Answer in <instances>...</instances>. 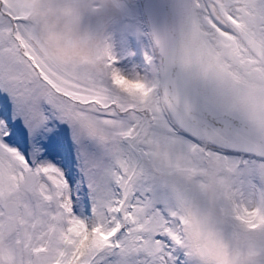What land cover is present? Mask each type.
<instances>
[{
	"label": "snow or ice",
	"instance_id": "obj_1",
	"mask_svg": "<svg viewBox=\"0 0 264 264\" xmlns=\"http://www.w3.org/2000/svg\"><path fill=\"white\" fill-rule=\"evenodd\" d=\"M0 264H264V0H0Z\"/></svg>",
	"mask_w": 264,
	"mask_h": 264
},
{
	"label": "bare ground",
	"instance_id": "obj_2",
	"mask_svg": "<svg viewBox=\"0 0 264 264\" xmlns=\"http://www.w3.org/2000/svg\"><path fill=\"white\" fill-rule=\"evenodd\" d=\"M137 3H139V0H136Z\"/></svg>",
	"mask_w": 264,
	"mask_h": 264
},
{
	"label": "water",
	"instance_id": "obj_3",
	"mask_svg": "<svg viewBox=\"0 0 264 264\" xmlns=\"http://www.w3.org/2000/svg\"><path fill=\"white\" fill-rule=\"evenodd\" d=\"M139 2H142V0H139Z\"/></svg>",
	"mask_w": 264,
	"mask_h": 264
}]
</instances>
